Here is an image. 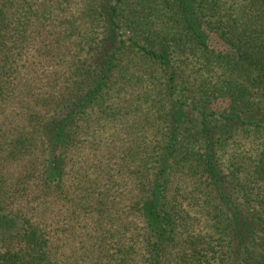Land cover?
Masks as SVG:
<instances>
[{
	"label": "trees",
	"instance_id": "1",
	"mask_svg": "<svg viewBox=\"0 0 264 264\" xmlns=\"http://www.w3.org/2000/svg\"><path fill=\"white\" fill-rule=\"evenodd\" d=\"M0 264H264V0H0Z\"/></svg>",
	"mask_w": 264,
	"mask_h": 264
},
{
	"label": "rangeland",
	"instance_id": "2",
	"mask_svg": "<svg viewBox=\"0 0 264 264\" xmlns=\"http://www.w3.org/2000/svg\"><path fill=\"white\" fill-rule=\"evenodd\" d=\"M212 43V47H214V48H217V47H219V45H220V43L219 42H217L215 39L213 40V41H211ZM221 106H223V104L221 103V102H218V103H216L215 105H213V107H214V109H218L219 110V108L221 107Z\"/></svg>",
	"mask_w": 264,
	"mask_h": 264
}]
</instances>
